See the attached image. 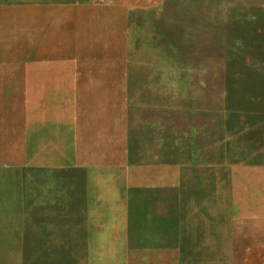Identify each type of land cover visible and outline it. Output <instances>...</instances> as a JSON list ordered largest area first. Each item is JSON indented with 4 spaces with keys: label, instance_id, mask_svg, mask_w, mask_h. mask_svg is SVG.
Segmentation results:
<instances>
[{
    "label": "rangeland",
    "instance_id": "rangeland-1",
    "mask_svg": "<svg viewBox=\"0 0 264 264\" xmlns=\"http://www.w3.org/2000/svg\"><path fill=\"white\" fill-rule=\"evenodd\" d=\"M0 69V264H264V0H0Z\"/></svg>",
    "mask_w": 264,
    "mask_h": 264
},
{
    "label": "crops",
    "instance_id": "crops-1",
    "mask_svg": "<svg viewBox=\"0 0 264 264\" xmlns=\"http://www.w3.org/2000/svg\"><path fill=\"white\" fill-rule=\"evenodd\" d=\"M39 80L34 72L24 70H3L0 69V135L11 133L14 129H9V126L19 125L20 132L24 134L25 120V102L28 94L31 97L30 102H34L36 96H33L34 91H37ZM39 90V89H38ZM38 92V91H37ZM6 93H12L10 95ZM30 113L28 118L30 123H33L36 117L34 107L28 108Z\"/></svg>",
    "mask_w": 264,
    "mask_h": 264
}]
</instances>
